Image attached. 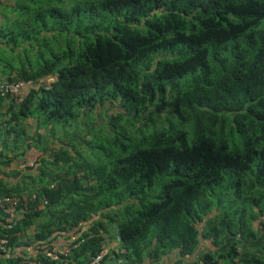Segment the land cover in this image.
<instances>
[{"label": "trees", "instance_id": "trees-1", "mask_svg": "<svg viewBox=\"0 0 264 264\" xmlns=\"http://www.w3.org/2000/svg\"><path fill=\"white\" fill-rule=\"evenodd\" d=\"M0 81V263L264 264V0H0Z\"/></svg>", "mask_w": 264, "mask_h": 264}, {"label": "built area", "instance_id": "built-area-1", "mask_svg": "<svg viewBox=\"0 0 264 264\" xmlns=\"http://www.w3.org/2000/svg\"><path fill=\"white\" fill-rule=\"evenodd\" d=\"M28 90V83L23 81L6 82L0 81V95H10L17 101H21ZM0 210L2 212L5 223L8 225L14 224L23 211L27 210V207H21L20 201L14 196L0 197ZM95 256H92L88 264H128L124 254L126 253L118 237H116ZM82 239L75 242V237L63 236L57 234L54 237H46L40 244L36 245V248H48L51 251L52 256L58 254L68 256L71 251L80 245ZM8 243V237L0 232V250L4 249V246ZM22 264H42V262L28 254L22 261ZM66 264V261L63 262Z\"/></svg>", "mask_w": 264, "mask_h": 264}, {"label": "crops", "instance_id": "crops-1", "mask_svg": "<svg viewBox=\"0 0 264 264\" xmlns=\"http://www.w3.org/2000/svg\"><path fill=\"white\" fill-rule=\"evenodd\" d=\"M33 158V157H32ZM20 161V160H19ZM19 161H17V162H19ZM17 162L15 163V165L17 166ZM29 164H32V161H29ZM18 167V166H17ZM18 169V168H17ZM19 169H21V168H19ZM13 180H15V179H13ZM2 212H1V210H0V219L2 218ZM200 244L201 245H199V248H197V252L199 251V250H201L202 248H205L204 246H206L205 244H207L206 242H200ZM5 257H8L7 255H5ZM190 259V258H189ZM165 260H166V262H169V263H171V262H173L174 261V257L172 256V254H170L169 256H167V258H165ZM5 261V260H4ZM4 261H2V263H0V264H7L6 262H4Z\"/></svg>", "mask_w": 264, "mask_h": 264}, {"label": "rangeland", "instance_id": "rangeland-1", "mask_svg": "<svg viewBox=\"0 0 264 264\" xmlns=\"http://www.w3.org/2000/svg\"><path fill=\"white\" fill-rule=\"evenodd\" d=\"M56 129H57V132H59V130H61L59 126H57ZM205 245L207 246V244H205ZM252 248H255V247H252Z\"/></svg>", "mask_w": 264, "mask_h": 264}]
</instances>
